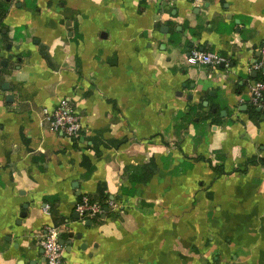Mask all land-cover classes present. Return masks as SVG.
I'll return each instance as SVG.
<instances>
[{
  "label": "crops",
  "instance_id": "crops-1",
  "mask_svg": "<svg viewBox=\"0 0 264 264\" xmlns=\"http://www.w3.org/2000/svg\"><path fill=\"white\" fill-rule=\"evenodd\" d=\"M0 2V264H47L51 226L64 264H264V0ZM63 98L77 138L45 116Z\"/></svg>",
  "mask_w": 264,
  "mask_h": 264
},
{
  "label": "built area",
  "instance_id": "built-area-1",
  "mask_svg": "<svg viewBox=\"0 0 264 264\" xmlns=\"http://www.w3.org/2000/svg\"><path fill=\"white\" fill-rule=\"evenodd\" d=\"M205 1L193 0L198 6L204 4ZM261 52L264 55V43L261 47ZM189 62L193 65H208L214 68L222 63L226 66L229 65L226 57L217 52L207 51L199 47L191 50ZM254 67L258 71L264 69V56ZM249 95V103L257 108L264 109V78L253 81ZM44 112L45 116L51 120L53 129L61 131L66 136L72 138H77L84 134L85 127L82 117L71 106L68 99H61L54 110L49 111L45 109ZM76 210L83 216L91 217H99L105 213V209L100 203L92 201L88 197H82L76 203ZM60 234V227L51 226L40 239V245L44 250L47 264H64L65 250L60 242Z\"/></svg>",
  "mask_w": 264,
  "mask_h": 264
},
{
  "label": "trees",
  "instance_id": "trees-1",
  "mask_svg": "<svg viewBox=\"0 0 264 264\" xmlns=\"http://www.w3.org/2000/svg\"><path fill=\"white\" fill-rule=\"evenodd\" d=\"M4 4L5 2H0V20H2L7 12V8H4ZM264 78V74L263 72H260V75H258L256 77L255 80H258V79H263ZM249 104V107H248V111L250 113H252L253 115H259V114H262L264 113V109H258L257 107L253 106L251 103H248ZM201 108V105H193L191 107V110L189 112H187L186 114H183L181 119L187 123H192V124H196V118H199V120H203L202 116L199 114V109ZM220 114L219 113H213V112H210L208 114V118L209 117H213V116H219ZM205 118L207 119V116H205ZM214 122L216 121V119L214 118L213 120ZM124 142V140H115L113 141V146L115 147H118L120 146L122 143ZM217 154V153H216ZM201 159V157H199ZM256 159L253 158L249 161L248 164H255L256 163ZM261 162L264 163V159H261ZM212 166H213V169L215 172H217L219 175L221 174H224L225 173V169H224V165H214L212 162H211ZM246 170V169H245ZM109 197L106 196V199H108ZM94 199L92 198V201ZM103 205L105 206L106 204L103 203ZM98 218V217H97Z\"/></svg>",
  "mask_w": 264,
  "mask_h": 264
},
{
  "label": "water",
  "instance_id": "water-1",
  "mask_svg": "<svg viewBox=\"0 0 264 264\" xmlns=\"http://www.w3.org/2000/svg\"><path fill=\"white\" fill-rule=\"evenodd\" d=\"M10 97H12V96H9L8 98H10ZM205 105H208V102L207 101H205V103H204ZM26 212L24 211L21 215H22V218H24L25 216H26ZM61 242V241H60ZM61 244H63L62 242H61Z\"/></svg>",
  "mask_w": 264,
  "mask_h": 264
}]
</instances>
